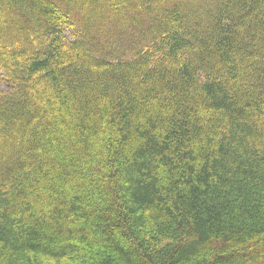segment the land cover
<instances>
[{
  "label": "trees",
  "instance_id": "trees-1",
  "mask_svg": "<svg viewBox=\"0 0 264 264\" xmlns=\"http://www.w3.org/2000/svg\"><path fill=\"white\" fill-rule=\"evenodd\" d=\"M0 75V264H264V0H0Z\"/></svg>",
  "mask_w": 264,
  "mask_h": 264
},
{
  "label": "rangeland",
  "instance_id": "rangeland-1",
  "mask_svg": "<svg viewBox=\"0 0 264 264\" xmlns=\"http://www.w3.org/2000/svg\"><path fill=\"white\" fill-rule=\"evenodd\" d=\"M133 9L131 10H126V11H122L119 15V18H125V17H128L129 13L132 11ZM132 13H137V14H140V12H138V10H133ZM157 14V13H155ZM155 16V15H154ZM107 18H105V20L103 22H101L100 25H98L94 32H93V35H94V39L91 38L90 39V45L93 46L94 43H97V45L99 44V46H103L105 47L106 50H108L109 48H115L113 50H116V51H113V53L115 54H118V58L124 56V59H131L133 57V54H129L127 52V47L130 45V46H133L132 43L128 46H126L127 44V40L128 38H130V40H133L136 38V33L139 35V32L138 30H132L130 32V28L127 26V25H123V24H117L116 22L113 23L112 19L113 20H116V18H113L111 16H107ZM142 22H146V19L142 20ZM129 32V33H128ZM104 34L105 38L104 37H100L99 35L100 34ZM106 34H111L113 35L114 37L111 38H107L106 37ZM122 46L124 48H122ZM143 49H146V48H143ZM106 53V52H105ZM10 54V53H9ZM7 56H10L7 54ZM109 58V57H107ZM5 89L4 87V83H3V80H2V77L0 75V92L3 91ZM56 264V263H51V262H44V264Z\"/></svg>",
  "mask_w": 264,
  "mask_h": 264
}]
</instances>
